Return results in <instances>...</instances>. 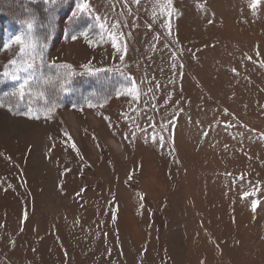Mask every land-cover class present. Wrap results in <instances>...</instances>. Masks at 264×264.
Returning <instances> with one entry per match:
<instances>
[{
  "label": "rangeland",
  "instance_id": "1",
  "mask_svg": "<svg viewBox=\"0 0 264 264\" xmlns=\"http://www.w3.org/2000/svg\"><path fill=\"white\" fill-rule=\"evenodd\" d=\"M0 264H264V0H0Z\"/></svg>",
  "mask_w": 264,
  "mask_h": 264
},
{
  "label": "snow or ice",
  "instance_id": "2",
  "mask_svg": "<svg viewBox=\"0 0 264 264\" xmlns=\"http://www.w3.org/2000/svg\"><path fill=\"white\" fill-rule=\"evenodd\" d=\"M136 2H138V0H136ZM84 7H86V5H84V4H81V5H78V8H80V9H83ZM74 16L76 15L75 13L73 14ZM32 25H31V23H28V27L30 28ZM16 40H17V42H20V37H17L16 38ZM23 50V49H22ZM12 63H15V61H12ZM28 67L30 68V67H32V65L31 64H29L28 65ZM87 67V66H86ZM97 72L98 71H100V69H97L96 70ZM89 72H92V69H89ZM5 75H7V73H5ZM12 79H14V80H18V79H20V77L19 76H15V75H13L12 76ZM29 84V80L28 79H24L23 80V82L20 84V87H19V94H20V97L21 98H23V96H24V90H25V88H26V86ZM29 91H31V89H29ZM39 95H43V93L41 92V93H38ZM91 106V105H90ZM247 195V194H246Z\"/></svg>",
  "mask_w": 264,
  "mask_h": 264
}]
</instances>
